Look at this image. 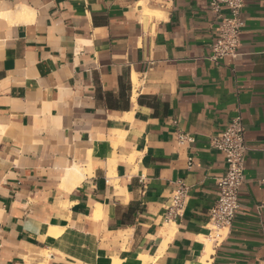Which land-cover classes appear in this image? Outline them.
I'll use <instances>...</instances> for the list:
<instances>
[{
    "label": "crops",
    "instance_id": "obj_1",
    "mask_svg": "<svg viewBox=\"0 0 264 264\" xmlns=\"http://www.w3.org/2000/svg\"><path fill=\"white\" fill-rule=\"evenodd\" d=\"M218 20L209 0H0V264H264V0L214 63ZM237 116L244 182L216 231L210 137Z\"/></svg>",
    "mask_w": 264,
    "mask_h": 264
},
{
    "label": "built area",
    "instance_id": "obj_2",
    "mask_svg": "<svg viewBox=\"0 0 264 264\" xmlns=\"http://www.w3.org/2000/svg\"><path fill=\"white\" fill-rule=\"evenodd\" d=\"M243 6L244 0H209L210 10L219 19L215 28L216 38L211 46L212 55L209 58L212 62L217 63L226 57L236 58L244 26L241 20ZM222 7L228 11L223 16L219 14ZM176 140L179 144L191 141L182 135H177ZM210 145L223 154L226 165L224 175L215 181L217 198L209 211L210 223L213 229L218 231L231 225L239 208L238 193L244 182V162L247 152L241 117H235L224 131L210 137ZM186 195V187L179 185L169 199L167 207L169 216L178 215L182 211Z\"/></svg>",
    "mask_w": 264,
    "mask_h": 264
},
{
    "label": "bare ground",
    "instance_id": "obj_3",
    "mask_svg": "<svg viewBox=\"0 0 264 264\" xmlns=\"http://www.w3.org/2000/svg\"><path fill=\"white\" fill-rule=\"evenodd\" d=\"M24 14H25V12H24ZM24 14H22V12L20 13L19 12V14L17 15V17L19 18L20 17V19H24V17H26V14H25V16H23ZM75 167V166H74ZM72 169V168H71ZM70 169V170H71ZM70 172V171H69ZM72 173V174H71ZM70 176H71V178H72V176H74L75 178H77V179H81L82 178V176H83V174H82V172L78 169V168H74L73 169V171H71L70 172ZM68 177V179H70L69 178V176H67ZM66 177V178H67ZM72 181H73V178L71 179ZM210 251L208 250V253H209ZM207 257V256H206ZM204 259V258H203ZM205 261V260H204ZM114 263L115 264H120L121 262H120V260L118 261V260H114ZM200 264H205L203 261L200 263Z\"/></svg>",
    "mask_w": 264,
    "mask_h": 264
}]
</instances>
